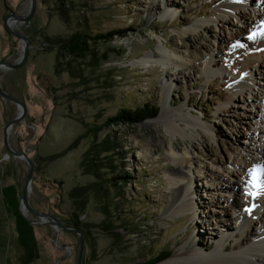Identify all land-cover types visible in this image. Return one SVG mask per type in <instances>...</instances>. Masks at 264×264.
<instances>
[{
	"label": "rangeland",
	"instance_id": "obj_1",
	"mask_svg": "<svg viewBox=\"0 0 264 264\" xmlns=\"http://www.w3.org/2000/svg\"><path fill=\"white\" fill-rule=\"evenodd\" d=\"M24 1L0 0V62L21 59L22 43L6 20ZM221 1L37 0L31 20L23 21L31 40L27 60L0 71L2 88L27 107L25 119L13 126L10 142L34 160L32 206L68 228L79 225L82 230V264H148L160 251L171 250L161 264L193 241L207 254L222 244L223 236L230 238L227 244L234 242L243 219L248 243L263 237L264 223L258 218H264V211H247L245 201L249 196L264 200V194H254L252 188L248 192L249 173L233 166L240 156L258 163L253 144H264V42L249 43L256 30L250 33L246 27L248 21L254 28L263 23L250 3L239 7L241 15L217 16ZM61 9L69 14V23ZM199 22H208L207 28L185 33ZM77 29L126 32L93 45L95 58L57 59L58 38ZM163 51L190 52L188 73L180 75L172 61L163 63ZM148 54L152 61L147 66L141 60ZM247 65L257 67L251 71ZM70 69L82 79L71 76ZM237 76L252 80L242 92L232 89ZM149 100L160 106L155 117L132 126H110L108 118L122 107ZM184 103L188 106L183 113L202 119L212 132L198 127L194 136L187 135L191 129L184 121H176L181 132L167 126L166 108ZM18 111L16 103L0 94V264H77L80 236L75 231H59V245L71 247L65 251L55 244L53 225L32 223L20 211L28 163L15 158L4 141L5 127ZM107 139L116 142V149L96 161L105 164L97 177L89 166L95 153L86 161L84 154ZM250 143L254 148L248 150ZM175 156L190 160L189 166H176ZM173 168L188 172L191 179L186 210L173 206ZM125 172L124 180L118 178ZM204 214L210 223L202 227L197 221ZM214 220L220 221L217 227L211 224ZM226 224L232 225L228 231Z\"/></svg>",
	"mask_w": 264,
	"mask_h": 264
},
{
	"label": "bare ground",
	"instance_id": "obj_2",
	"mask_svg": "<svg viewBox=\"0 0 264 264\" xmlns=\"http://www.w3.org/2000/svg\"><path fill=\"white\" fill-rule=\"evenodd\" d=\"M251 1L252 0H222L219 7H218V11L220 13L217 14V16L221 15L222 17L226 18L229 12L235 16H238V15H241V11H239L240 6H244L247 3L253 4L254 5L253 7H255L259 13L258 14L260 16L259 22L262 21L263 24H261V27L254 28V27H252V25L250 26V21H248V23L246 25L247 29H251L250 33H252V30H256V34L251 35V38L249 37V39L247 41L249 43H252V44L254 42L257 44H261L264 42V1H262L260 3L255 2L256 4L254 3V1L253 2H251ZM29 11H30V0H26V1H24L22 6L20 7L17 14L19 16H22V18H24L25 16L28 15ZM206 24H208V22L207 23L199 22L198 24L194 25V28L186 29L185 33H188V32L192 33L194 31H196L198 27H204L205 26V29H206L208 26ZM10 26L14 30L24 33L25 23L23 22V19L22 20L21 19H15V18L10 19ZM235 37L236 38L233 40H235V43H236L239 41L238 38H240V36L237 34ZM234 47L237 48L240 46L236 43L234 45ZM231 48H233V47H231ZM23 51H24V48L21 51V57L23 55ZM153 55H155V53H153L152 56ZM161 56H162V62L163 63H168V62L172 61V64H174L178 68L177 70H178V73L180 75L185 76L188 73L189 65L187 63L188 62L187 58L189 56H191L190 52L185 51L184 54H181V53L179 54V53L173 52V54L170 55L167 52L163 51ZM216 56H218V55L216 54ZM262 57H263V60H262L261 66L264 67V51H263ZM151 58L152 57L149 56V54H148L145 56L144 59L141 60V62L144 65L148 66V64L152 61ZM196 59H197V57H194L195 63L198 61ZM258 61H259V59H257L253 63H258ZM248 63H252V61H249ZM213 64L216 65V63H213ZM256 67H257V65H253V66L247 65L246 66V68L247 69L250 68L251 71H255L254 69H256ZM1 68L5 69L8 67L3 65ZM1 68H0V71H1ZM203 69L207 70L208 68H203ZM233 81L234 82L232 85V89L235 92H242L244 87H246L248 85V82L252 83V80H250V78H248V76H245V77L237 76L234 78ZM171 86H172V83L171 84L168 83L166 85V87H168V88H171ZM164 93H165V100H168V98L170 97L169 90H165ZM263 99H264V97H261V100H263ZM187 104L188 103H184L177 108L172 107V108H168V109L166 108V106H164L166 108V112L170 114L169 120L167 118V121H166V122H168L167 126L170 129H173L175 131V133L181 132L176 126V123H177L176 121H184L186 123L187 128L191 129L190 134H187L190 136L195 135V133H196L195 130L198 129V127H201L204 129L207 128L211 131L212 128L210 127V125L203 124L202 119L197 118V117L193 116L192 114H190V116H188V115L183 113V108L185 106H188ZM165 116H167V115H165ZM155 121L159 122L160 120H155ZM12 129H13V127H12ZM12 129L9 131V138L12 135ZM185 131L187 132V130H185ZM172 137L174 138L175 136L173 135ZM206 138H207V140H210L212 138V135L210 133H208L206 135ZM251 138H253V137H251ZM253 145L255 146V150H257L259 153V158H258L259 162L253 165L252 161L249 162L244 157L240 156L239 161H233V166H237L238 170H240V173H242L243 175L246 174V171H247V173H249L247 175H250V177L245 182V184H246L245 189L248 192H250V189L252 188L254 190V192H253L254 194L258 193V192L264 194V183H263V181H264V154L261 155L262 151H264V144L258 145V144L254 143ZM251 146H252V143H250L249 145H246L248 150L254 148ZM212 147H213V145L209 146V148H212ZM260 151H261V153H260ZM174 158H175L174 160H175L176 166H179L181 168L189 166L190 160H187L186 158H179L178 156H175ZM260 163L262 165L261 166L262 168H260L261 171L259 172L258 171L259 167H257V166ZM171 174H172L171 190H172L173 195H174L173 206L178 205L179 209L186 210L189 208L190 203H191L190 199L188 200L185 197L186 194H188V192H189L188 183H190L189 181L191 179L188 175V172L180 173V171H178L177 168H173ZM256 175H258L259 177L256 178ZM243 177L244 176H242L240 178V181L243 180ZM187 180H188V182H187ZM176 185H179V186H176ZM32 194H33V188H32V191L30 192L29 200H31ZM245 202H246L245 205H246L247 211L251 210L253 212V214H255V215H260L262 213V211H264L263 210L264 209V200L260 199L259 197L258 198H255V197L252 198V196H249ZM22 211L26 214V216H28V217L30 216L29 215L30 212L26 210L23 203H22ZM31 219H34V218H31ZM259 220H260L261 224L264 223L263 217L258 218V221ZM197 222L200 223V225L202 227H204L207 225V223H210V219L206 214H204L202 216V218ZM219 223H220V221H218V220H214L213 222H211V224L214 227H217L219 225ZM53 227L56 231V226L54 225ZM225 227H226V230L228 231L229 229L232 228V225L226 224ZM246 227H247L246 221H244V219H243V221L241 220V227L239 228L241 230L240 236L236 237L235 241L231 242L230 244L226 243L227 241L230 240V238H228V236H223L221 239L222 244L219 243V245L216 246L210 253L203 254L202 252H199L196 249V246L199 243L197 241L196 242L193 241L191 247H183L182 251H180V252H178L179 250L176 251V254L174 255V257L168 258L167 260H165L161 264H258L259 262L264 264V235H263V237L261 236V238H259L258 240L254 241L250 244V243H248V237L246 235V232H247ZM211 245L212 244L207 243V248H210Z\"/></svg>",
	"mask_w": 264,
	"mask_h": 264
},
{
	"label": "trees",
	"instance_id": "obj_3",
	"mask_svg": "<svg viewBox=\"0 0 264 264\" xmlns=\"http://www.w3.org/2000/svg\"><path fill=\"white\" fill-rule=\"evenodd\" d=\"M63 3H66L65 0H62ZM62 8V7H61ZM60 14L62 15V19L66 22L69 23L70 16L66 12V10L61 9ZM123 32H126L125 29H113L108 32H98L95 34H92L86 29H77L74 30L68 37H60L58 38L57 42L58 43V48L59 52H57V59L59 57L62 58H71V59H85L89 55H92L93 58L94 55L92 53V47L93 45H98L100 42H105L108 40L113 39L116 35H122ZM107 60V58H106ZM58 65V64H57ZM59 67H56V71H59ZM68 72L71 74V76H76L79 79H82V74L78 72H73L71 69L68 70ZM160 111V106L157 105L156 103H153L152 100H149L145 102L144 104L138 105L135 108L132 107H122L116 114L112 115L111 117L108 118V121L110 122V126H119V125H135L143 122L144 120L155 117L158 112ZM106 140V139H105ZM101 141L98 143H94L87 152L84 154V161L87 160L89 156V160L91 157L92 153H95L93 157H91L90 164L89 166H94L92 169V174L100 177V171L101 167H104L105 164L103 162H99L97 164L96 161L101 160L100 158L101 155L105 152H110L112 150H115V143L114 142H108L107 141ZM115 141V138H114ZM111 143V144H110ZM96 144V146H95ZM28 156L29 154L26 153ZM123 158V156H121ZM93 164V165H92ZM85 165V164H83ZM107 165V164H106ZM107 166H112V162H109ZM91 169H88L91 171ZM127 172L125 174L121 175V177H118L120 179H123L126 177ZM76 228H79V225H76ZM172 254L171 250H164L160 251L151 259L148 261V264H157L167 257H169Z\"/></svg>",
	"mask_w": 264,
	"mask_h": 264
},
{
	"label": "water",
	"instance_id": "obj_4",
	"mask_svg": "<svg viewBox=\"0 0 264 264\" xmlns=\"http://www.w3.org/2000/svg\"><path fill=\"white\" fill-rule=\"evenodd\" d=\"M36 5H37V0H30V11H29L27 16L22 18V16H19L17 14L19 11V10H17V12H14L13 14H11L7 18L6 24H7L8 30L21 41V43H22L21 48H24V51H23V55L19 61L11 62L9 60H3L0 62V68L3 65L7 66L8 69L17 68V67L21 66L27 60L31 40H30L29 36L26 35L25 33L14 30L10 26V19L15 18V19H21V20L23 19V21H30L34 15V13H35ZM0 94L5 99L12 101L19 106V111L17 112V114L8 122V124L5 127L4 141H5V145H6L7 150L9 152H11L15 158L22 159L28 163L26 183H25L23 194H22V196L20 198V202H19L20 211L24 215V217L32 223H37V224L49 223L53 226L55 225L56 226L55 244L59 248L64 249L65 251H71V247L69 245H65V246L59 245V238H58L59 231L62 229H69V230L75 231L80 236V248H79V251L76 252L77 257H78L77 264H82V255H83V251H84V238H83L82 230L80 228H76V227H72V228L66 227L55 216L44 213V212L36 209L35 207H33L30 200H29L30 192L32 191V188H33L34 160H32L30 157H28L26 152L22 151L21 149L14 148L12 146V144L10 142V138H9V131L12 129L14 124L19 120L25 119L27 107H26V104L24 103V101H22L21 99L9 94L7 91H5L2 88L1 85H0ZM22 203L24 204L27 211H29L33 215L35 214L37 217H39L40 220L36 221V220H33V219L29 218L28 216H26V214L22 211Z\"/></svg>",
	"mask_w": 264,
	"mask_h": 264
},
{
	"label": "snow or ice",
	"instance_id": "obj_5",
	"mask_svg": "<svg viewBox=\"0 0 264 264\" xmlns=\"http://www.w3.org/2000/svg\"><path fill=\"white\" fill-rule=\"evenodd\" d=\"M251 194V193H250Z\"/></svg>",
	"mask_w": 264,
	"mask_h": 264
}]
</instances>
